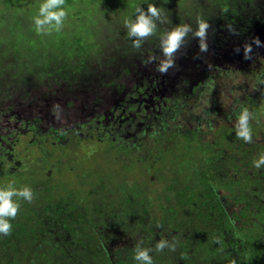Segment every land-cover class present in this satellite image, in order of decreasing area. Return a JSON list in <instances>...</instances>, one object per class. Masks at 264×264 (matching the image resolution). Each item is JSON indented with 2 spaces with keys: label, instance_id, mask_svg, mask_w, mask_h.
<instances>
[{
  "label": "rangeland",
  "instance_id": "1",
  "mask_svg": "<svg viewBox=\"0 0 264 264\" xmlns=\"http://www.w3.org/2000/svg\"><path fill=\"white\" fill-rule=\"evenodd\" d=\"M27 2L30 1L22 0L24 6L19 5L18 10L11 11L19 13L23 18L22 27L29 31L35 29L32 21L35 14L25 8H34L36 3L34 0H31L32 4ZM123 2L72 0L64 5L68 15L62 29L41 34L45 39L40 49L41 60L46 52L57 49L46 38L60 36L67 46L75 43L77 34H81L90 46L88 54L82 56L84 61L74 52L67 61L62 56L49 61L52 67H45L40 74L26 72L20 77L14 75L16 68H12V72L6 68L7 62H17L13 56L18 55V63L24 68L27 63L33 65L31 57L34 55L15 52L9 54L11 60L7 57L9 61H4L5 70L0 69V183L14 181L17 187L29 185L34 191L31 202H20L14 220H23L21 214L41 205L37 199H43L44 204H58L61 212L58 213V224L70 221L72 228L81 231V222L78 225L76 216L70 217L77 210L75 201L78 198L92 194L97 205L108 213L111 204L122 201L113 190L119 177L140 182L147 179L148 187L152 183L157 185L161 191L157 194L163 193L166 178L170 177L171 186L177 189L192 184L193 196L201 203L197 208L189 205L177 210L176 215L169 213L171 224L185 218L197 228H202L206 220H214L218 227H223L226 217L207 204L206 191L202 190L204 178L189 172L193 165L189 159L196 158L198 169L202 165L205 169L209 167L212 176L219 174L217 178L229 174L233 179H242V174L250 171L254 179L264 180V168L257 170L251 164L255 156L264 152V83L261 82L264 79H254L258 74L256 69L264 64V47L257 48L253 44L252 58L243 56L246 42H252L254 37L264 41V0H250L230 15L218 6L211 12L198 9L196 17L188 18L186 22L195 27L197 17L207 20V51L201 52L198 40L189 35L176 53L175 65L164 74L156 71L155 61L148 60L150 54L160 55L158 34L148 38L141 49L132 48L123 26L124 19L118 17ZM5 5L0 0L1 13L6 11ZM0 25L5 36L9 31L6 21ZM34 33L38 35L36 31ZM64 62L70 66L79 63L82 67L72 71ZM253 69L256 70L254 73ZM8 76L11 78L7 83ZM217 77L224 83L222 88H230L229 98L237 100L240 96L243 106L249 109L252 142L246 143L235 135L232 109L229 115L220 111L222 114L217 115L212 129L202 123L192 139L183 135L184 126L193 125L189 124L193 120L190 114L198 103L192 88L206 85ZM240 78L245 86L243 89L236 84ZM232 80L236 83H231ZM217 97L211 96L209 105ZM176 98L180 106L185 105V109L180 110V118L170 121L169 129H158L157 123L162 121L157 115L163 112L167 100ZM214 110L209 109V112ZM59 130L68 132L66 138H58ZM194 209L197 210L194 212ZM198 211L200 216H197ZM51 215L55 217V214ZM114 215L117 212L108 219ZM50 229L56 236L43 247L50 249L54 259H62L64 264H80L82 259L95 255V247L88 243L92 236L86 238L85 231L74 236L72 229L57 226ZM148 231L149 227L147 234L138 228L125 232L108 227L110 250L99 254V263L93 264H129L125 259L132 256L138 240L142 239L145 247H154L161 239ZM185 232L188 240H179L180 236L172 233L175 237L166 239L175 245L177 242L194 243L191 230ZM162 252L161 264H179L177 249L165 248ZM159 253L153 251L152 255L159 257ZM3 257L0 256V264H9ZM204 262L201 255L195 254V264ZM154 264H157L155 260Z\"/></svg>",
  "mask_w": 264,
  "mask_h": 264
},
{
  "label": "trees",
  "instance_id": "2",
  "mask_svg": "<svg viewBox=\"0 0 264 264\" xmlns=\"http://www.w3.org/2000/svg\"><path fill=\"white\" fill-rule=\"evenodd\" d=\"M2 1L6 4V11L0 12V24L6 21L9 31L3 36L2 29L0 28L1 71L5 70L3 66L4 61L11 60L9 54L12 53L13 55L15 52H18L20 55L23 52L34 55V57H31L33 65L27 63L24 68L18 63L20 59L18 55L17 57L16 55L13 56L17 62L13 60L10 63L7 62L6 68L11 72L12 68H16L14 75H19V77L22 76V73L26 72H30L33 75L40 74L41 70H44L45 67H52L49 61L56 60L59 56H62V59L67 61L68 57L74 52H76L78 59L84 61L82 56L88 54L90 46L81 34H77L75 43L67 46L60 36L55 35L53 38H46L50 40L47 42L51 46L57 47V49L46 52L42 55L43 58L41 60L40 54L42 52H40V49L42 44H45V39L41 34L35 36V29L31 28L28 31L27 28L22 27L23 18L19 16L18 12L11 11V9L18 10L19 5L24 6L22 0ZM29 1L27 4H32L31 0ZM70 1L72 0H65V3H69ZM204 1H207V3L204 4ZM40 2L41 0H34V3H36L35 7L25 9L32 11L36 15ZM142 2L143 0H124V7L120 10L118 17L122 16L125 19L132 12L133 7ZM155 2L161 9L162 18L165 20L164 23H158V31H163L178 23H185L188 18L196 17L198 9L201 12H211L214 6H218L226 15H230L237 11L238 6L243 8L250 0H199L197 2L196 0H155ZM143 6L147 7L146 4ZM43 39L44 42L42 41ZM7 57L9 60H6ZM64 63L72 71H78L82 67V64L79 63L73 66H70L66 62ZM35 65L39 66L36 67ZM40 67L42 68L40 69ZM256 70H252V73L255 71L258 73L255 74L254 79L263 80L264 64ZM246 76H248V73H246ZM7 78L8 80L6 81L8 83L11 76ZM217 78L211 80L206 85L202 84L198 85L199 87L195 86L192 88V91L197 95L196 101L198 103L194 107L195 111H191L190 114L193 120H189V124L193 125L184 126L182 133L185 137L192 139L197 131L200 130L202 123L208 129H212L217 115L222 114V112L219 113L220 111H223L224 115H229L231 113L228 112H231L232 109L233 117H235V112L244 104V102L239 100L240 96L237 97V100L230 99V88L226 86L222 88V84L224 83L220 82L221 77ZM242 81L240 78V81L237 83L233 80L231 83H236L238 84L237 86L243 89L245 86ZM213 94L218 97L216 101L213 99L214 101L209 105L211 96H214ZM179 106L178 98L167 100L163 107V112L157 115L161 116L162 121V123H157L158 129L160 127L161 129H166V127L169 129V122L180 118V110H184L185 105H181V109ZM209 109L215 110L211 113ZM148 126L153 127L151 124ZM58 132L60 134L58 138H66L68 134L66 131L59 130ZM239 159L241 160V158ZM196 161V158L189 159V163H193L192 169H195L189 168V172L192 174L198 173V175L203 176L205 186H202V190H205L206 193H202L206 195V202L209 206H213L214 209L225 215L223 227H218L214 220H206L203 221L204 226L202 228H197L193 222L186 221L185 218H181L179 221L175 220L174 222L176 223L171 224L169 213L176 215L177 210L185 209L189 205L194 208L201 206V203L193 196L192 184H188L186 188L177 189L171 186L173 183L170 182V177H168L166 178V188L162 191L163 193L157 194V192L161 191L156 188L157 185L154 183L149 184L148 187L147 179H143L144 182H140L136 179H129L123 176V178L119 177L113 185L114 194L121 197L122 201L111 204L108 213L104 211L105 208L97 205L96 199L92 194L80 198H78L79 196L76 197L78 198L75 201V208L77 210L70 217L75 218L76 216L75 219L78 225L81 222L79 226L82 229L81 231L75 227L72 228L70 221L58 224L60 222L58 213H61L58 204L47 205L44 204L45 201L43 199H37V202L40 201L41 205L38 204L39 206H34L32 209L28 208V211L21 214L24 216L23 220L12 221L13 231L11 234L0 236V256L4 255L3 259L7 260L9 264H64L62 259L58 260L50 256L51 252L49 248L45 247L44 249L43 247L47 246L46 241L49 242L51 238L56 236L50 227L54 229L57 226L59 229H72V231H75L74 236L83 231L87 233L85 235L86 238L88 235L92 236V239L88 243L95 247V255L82 259V263L80 264L99 263V254H104L110 250L111 239L107 235V233L109 234L108 227L120 229L121 231L124 230L125 232H133L134 229L138 228L143 229L144 233L147 232V227H149L150 231L148 232H154L158 237L169 238L170 240L172 237H175L171 236V233L180 236L179 240L184 238L188 240V237L185 236V230H191L194 243H189L188 241V246V244L177 242L175 247L178 252L177 259L179 264H195V254L201 255L205 259L204 264H264V192L260 193L264 190V180L261 178L258 180L257 178L254 179L250 171L242 174V179H233L229 174L225 178H217L219 174L216 177L212 176L209 167L205 169L202 165L198 169L199 165L196 164ZM218 171L219 168L216 169V172ZM138 182H140L139 186L137 185ZM172 191L174 192L172 193ZM196 210L194 209V212ZM116 212L117 215L108 219ZM51 213L55 214V217H52ZM200 215L201 212L198 211L197 216ZM101 223L103 225L100 227ZM151 224H154V226L151 227ZM214 227H216V230H214ZM162 254L163 252L161 251L159 257L153 256L157 264H161ZM157 258L159 261H157ZM125 261H129V264H135L132 256H127Z\"/></svg>",
  "mask_w": 264,
  "mask_h": 264
},
{
  "label": "clouds",
  "instance_id": "3",
  "mask_svg": "<svg viewBox=\"0 0 264 264\" xmlns=\"http://www.w3.org/2000/svg\"><path fill=\"white\" fill-rule=\"evenodd\" d=\"M147 5L145 8L143 5ZM65 0H41L38 12L32 17L37 34H51L52 31L59 32L68 15L65 8ZM161 9L155 0H143L141 4L135 5L132 12L124 19L123 26L126 36L131 41L134 49H141L144 42L158 33L160 55H149V62H156V71L161 74L167 73L175 65L176 53L180 50L186 39H197L199 50L207 51L208 28L207 20L197 17L195 27L189 23H178L163 31H158V23H164ZM229 31H235L229 28ZM253 44L259 48L264 47V41L254 37L252 42H246L243 46V56L251 59L253 55ZM240 51L239 48L236 49ZM264 83V81H262ZM251 113L246 106L241 105L235 112V135L246 143L253 140V130L250 127ZM252 166L259 170L264 168V152H260L251 161ZM34 191L29 185L17 187L14 181L0 183V236L10 235L13 231L12 221L16 218L20 209V202H31ZM175 243L166 238L159 239L154 247H145L144 241L138 240L132 250V259L135 264H154L153 251L161 252L165 248L175 250Z\"/></svg>",
  "mask_w": 264,
  "mask_h": 264
}]
</instances>
